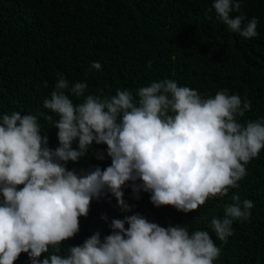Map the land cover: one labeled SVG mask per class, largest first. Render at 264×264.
Returning <instances> with one entry per match:
<instances>
[{
  "label": "clouds",
  "instance_id": "1",
  "mask_svg": "<svg viewBox=\"0 0 264 264\" xmlns=\"http://www.w3.org/2000/svg\"><path fill=\"white\" fill-rule=\"evenodd\" d=\"M241 5L242 0H214L212 8L229 31L254 38L258 20H247ZM91 68L100 70L101 64ZM86 89V83L76 82L69 90L68 80L59 75L43 101L44 109L59 117H44L58 130L55 150L47 146L37 115L0 117V264H14L22 253L31 264H214L221 249L208 231L165 228L140 214L113 220L103 241L96 233L63 255L61 244L79 232L93 199L111 193L123 211H131L123 198L129 182L137 199L147 192L154 206L182 213L227 196L264 149V119L242 124L237 117L251 109L247 99L242 102L227 90L205 97L172 79L141 87L136 98L123 89L101 98V90L74 104L67 94L79 98ZM93 142L107 145L110 166L79 174L68 170L67 163L85 157ZM96 158L104 154L96 152ZM232 200L222 219L211 220L221 241L233 235L234 221L249 220L254 207L238 195ZM42 254L47 255L40 260Z\"/></svg>",
  "mask_w": 264,
  "mask_h": 264
},
{
  "label": "trees",
  "instance_id": "2",
  "mask_svg": "<svg viewBox=\"0 0 264 264\" xmlns=\"http://www.w3.org/2000/svg\"><path fill=\"white\" fill-rule=\"evenodd\" d=\"M214 0H0V117L19 112L37 115L48 147H59L58 130L45 120L51 115L43 101L55 90L59 75L69 82L87 84L82 97L67 93L74 104L87 95L111 97L117 90L138 89L164 79L214 97L227 90L247 99L251 109L238 122L264 119V0H242L241 11L258 20V35L245 39L216 19ZM240 13H232L233 16ZM245 21V23L247 22ZM99 62L100 70L91 68ZM152 62L151 68L147 67ZM78 149V141L72 144ZM102 152L104 159L96 158ZM107 145L95 144L78 162L67 163L77 174L110 166ZM246 176L227 196L209 199L197 211L178 212L156 207L150 193L139 199L131 182L123 189V211L111 193L93 199L88 216L79 220V232L62 242L61 254L99 233L101 241L112 232L113 220L140 214L161 227L187 226L189 232L208 231L221 249L214 264H264V149L246 165ZM139 183V181L137 182ZM233 195L251 200L248 221H234L233 235L218 239L213 217L223 218ZM102 217H106L103 219ZM127 228V224L125 225ZM47 254L39 258L43 260ZM14 264H31L22 253Z\"/></svg>",
  "mask_w": 264,
  "mask_h": 264
}]
</instances>
